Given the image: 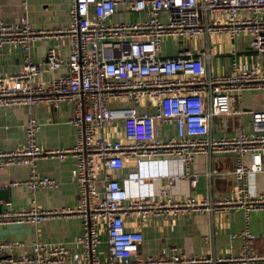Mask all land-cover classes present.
Returning <instances> with one entry per match:
<instances>
[{
  "label": "built area",
  "instance_id": "2783aa9c",
  "mask_svg": "<svg viewBox=\"0 0 264 264\" xmlns=\"http://www.w3.org/2000/svg\"><path fill=\"white\" fill-rule=\"evenodd\" d=\"M120 5L145 18L107 23ZM57 32L68 39L67 56L50 48L44 61L34 63L30 46L47 31L35 30L24 16L0 19V50L12 45L22 52L19 70L0 76V107L70 105L68 123L75 130L71 146L43 148L35 140L38 124L30 118L24 145L0 152V169L23 165L28 176L1 187L21 185L31 193L54 187L53 178L37 174L36 160L70 157L77 206L45 210L32 199L27 209L1 212L0 224H36L48 216L74 214L80 219L73 239L79 251L33 241L28 253L14 254L23 244L3 240L0 264H264V236L261 250L259 237L249 228L250 214L264 212V191L249 194L247 189V177L264 172V110L232 107L240 92L264 91V68L238 58L234 48L228 52V71L215 75L205 66L208 54L182 49L173 57L158 56L164 38L192 41L221 34L228 39L246 36L247 47L264 55V0H69L68 22ZM61 66L66 73L39 79L45 68ZM141 100L154 110L139 112ZM240 113L248 114L249 131L211 136L213 117ZM164 124L173 125L174 137L157 136V125ZM210 154L232 155V168L218 174L230 182L227 195L197 199L187 190L173 189L194 156ZM127 158L133 159L135 170L120 181L115 174ZM197 181L191 176L186 183L195 187ZM132 184L136 190H129ZM215 211L242 213V227L231 236L242 240L237 256H186L169 247L142 258L141 231L125 227L130 216L142 223L153 216Z\"/></svg>",
  "mask_w": 264,
  "mask_h": 264
},
{
  "label": "crops",
  "instance_id": "0c3cea01",
  "mask_svg": "<svg viewBox=\"0 0 264 264\" xmlns=\"http://www.w3.org/2000/svg\"><path fill=\"white\" fill-rule=\"evenodd\" d=\"M23 1L25 4H23ZM69 0H0V19L13 21L24 16L35 30L47 31L45 37H41L30 46V59L32 62H42L45 53L53 48L61 57L65 58L69 50L68 39L57 31L66 26L68 22ZM145 18L142 13L128 12L125 5L118 6L116 12L106 22L111 24L135 22ZM246 36H238L228 39L226 35H210L206 40L202 36L192 41H184L175 38H164L158 52L159 57H173L182 49H187L192 54H208V60H204L209 75L226 73L231 60L228 54L231 48L237 52L238 58H245L249 64H257L264 68V55H258L251 51L247 45ZM22 52L17 46L6 45L0 50V76L16 73L21 64ZM67 72L65 66L56 70L44 69L40 80ZM141 100L137 106L139 112H152L154 108ZM233 109L244 111L264 110V91H242L233 104ZM71 115L70 105L61 104L53 108L44 104L33 106L0 107V152L20 148L25 142L24 126L33 118L38 124L35 133L36 143L43 148H67L75 140V130L68 123ZM222 118L223 129L220 125H211V136H231L237 130L249 131L250 121L248 114L240 113ZM157 136L167 139L174 137L172 124L157 125ZM247 163L248 159L245 158ZM73 160L70 157L59 161L55 158H39L35 162L37 174L48 176L56 181L51 188H36L33 193L24 186L1 187L2 184L11 181H22L28 176V168L23 165L9 166L0 169V189H5V197H0V213L3 211H20L27 209L31 200L37 207L45 210H59L61 208H75L77 206L76 186L72 181L70 170ZM233 166V158L230 154H210L194 156L181 182L174 186V190H187L197 199L210 194L227 195L230 189L229 180L219 178L220 172L229 171ZM174 164H169L173 171ZM264 170V162L262 164ZM135 170L132 158L124 161L123 168L115 175L121 181ZM210 176L206 178V174ZM194 176L198 181L195 187L187 186L186 180ZM146 182V181H144ZM189 185V184H188ZM132 187V188H131ZM129 190H136L134 184ZM247 189L249 194L264 191V172L252 174L247 177ZM243 224L240 211L208 213H183L178 216L167 215L153 216L146 222H140L138 217L130 216L125 221L127 229L139 230L143 239L139 245V255L142 258L154 257L169 247L186 256H237L242 240L231 238L238 232ZM249 228L259 237L258 247L264 236V212L250 214ZM80 232V219L72 214L68 216L46 217L36 224L7 222L0 224V241H19L23 245L14 249L13 253H28L33 241L43 243L63 244L70 252H78L79 247L73 243V239ZM104 250V244L100 245Z\"/></svg>",
  "mask_w": 264,
  "mask_h": 264
},
{
  "label": "rangeland",
  "instance_id": "374dc122",
  "mask_svg": "<svg viewBox=\"0 0 264 264\" xmlns=\"http://www.w3.org/2000/svg\"><path fill=\"white\" fill-rule=\"evenodd\" d=\"M219 119H220V120H223L222 118H216V117L213 118V126H214V129H216V125H217V123H218V125H220L221 128L223 129V122H221V121L218 122Z\"/></svg>",
  "mask_w": 264,
  "mask_h": 264
},
{
  "label": "water",
  "instance_id": "95a60500",
  "mask_svg": "<svg viewBox=\"0 0 264 264\" xmlns=\"http://www.w3.org/2000/svg\"><path fill=\"white\" fill-rule=\"evenodd\" d=\"M5 189H0V197H5Z\"/></svg>",
  "mask_w": 264,
  "mask_h": 264
}]
</instances>
